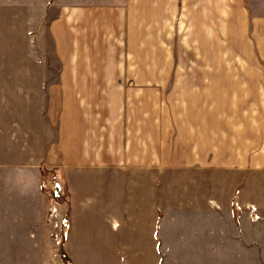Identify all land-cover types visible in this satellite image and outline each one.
I'll list each match as a JSON object with an SVG mask.
<instances>
[{
  "label": "crops",
  "instance_id": "1",
  "mask_svg": "<svg viewBox=\"0 0 264 264\" xmlns=\"http://www.w3.org/2000/svg\"><path fill=\"white\" fill-rule=\"evenodd\" d=\"M30 21L58 70L36 118L23 80L0 104V224L44 245L19 264L52 252L42 169L71 264H264V0H0Z\"/></svg>",
  "mask_w": 264,
  "mask_h": 264
},
{
  "label": "rangeland",
  "instance_id": "2",
  "mask_svg": "<svg viewBox=\"0 0 264 264\" xmlns=\"http://www.w3.org/2000/svg\"><path fill=\"white\" fill-rule=\"evenodd\" d=\"M32 13L29 11V14ZM30 18V17H29ZM17 21H15L16 23ZM18 26V22L16 23ZM19 27V26H18ZM23 25L21 28H17V31L9 32L5 31V28L0 23V104L4 100L6 105H11L13 108L19 106V98L16 97V91L20 89V80H23L22 86H27L28 89V101L27 106L29 107V118H36V112L44 109L45 100L43 98L45 87L49 84L47 81H41L42 75L56 74L58 70L57 60L52 56V46L50 38L44 37L41 41L37 33V25L35 21H30L28 26V33L23 32ZM27 75V82L24 81V76ZM3 90L6 91V97H3ZM35 113V114H34ZM49 171L53 172V176L46 175L41 176L42 188L45 185L52 183H59L61 174L57 170H46L42 169L41 172ZM44 178V180H43ZM177 182V180H175ZM58 185V184H57ZM60 195H63L66 185H58ZM68 192V191H67ZM62 203L50 201L49 207L47 208L46 225L33 226L31 229L35 232L50 233L51 235V247L52 252L42 260L45 264H55V250L61 263L59 247L64 243L65 235V220L64 215L62 216L61 208L69 197L68 193ZM44 194V193H43ZM45 195V194H44ZM46 196V195H45ZM47 197V196H46ZM241 212L235 205V215H239ZM251 215L254 218L264 217V211L262 215H258L256 211H251ZM259 217H258V216ZM63 217V218H62ZM60 221V222H59ZM27 229L30 230V225L22 226H5L0 224V264H19L21 261L18 255V251L28 249L31 250L38 246L44 248L43 242L37 240L21 241L19 233L20 231ZM23 231V232H24ZM11 240H9V238ZM5 251L11 256L7 258ZM64 251V250H63ZM54 255V256H53ZM36 261L35 257H31L27 264H34ZM64 264V263H63ZM253 264H258L257 260L253 259Z\"/></svg>",
  "mask_w": 264,
  "mask_h": 264
},
{
  "label": "trees",
  "instance_id": "3",
  "mask_svg": "<svg viewBox=\"0 0 264 264\" xmlns=\"http://www.w3.org/2000/svg\"><path fill=\"white\" fill-rule=\"evenodd\" d=\"M46 175H50V177H52L53 172L43 170L41 172V176L45 177ZM43 180H44V178H43ZM42 192L47 196V198L50 201H55L57 203H62L64 198L67 196L66 189H64L65 193L63 195H60V190H59L58 185L56 183H52L50 185H45L42 188ZM59 254H60L61 260L63 261L64 264H71L70 260L68 259V257L64 253L62 246L59 247Z\"/></svg>",
  "mask_w": 264,
  "mask_h": 264
}]
</instances>
